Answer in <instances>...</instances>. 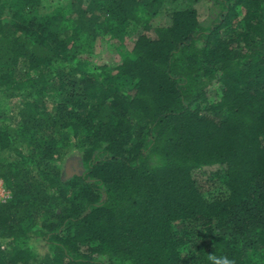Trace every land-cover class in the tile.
<instances>
[{
    "label": "trees",
    "instance_id": "1",
    "mask_svg": "<svg viewBox=\"0 0 264 264\" xmlns=\"http://www.w3.org/2000/svg\"><path fill=\"white\" fill-rule=\"evenodd\" d=\"M13 1L0 264H264V0H78L103 17L75 26L61 0L17 23Z\"/></svg>",
    "mask_w": 264,
    "mask_h": 264
},
{
    "label": "rangeland",
    "instance_id": "2",
    "mask_svg": "<svg viewBox=\"0 0 264 264\" xmlns=\"http://www.w3.org/2000/svg\"><path fill=\"white\" fill-rule=\"evenodd\" d=\"M67 8L66 14H68L72 20L71 26H75V24L79 21L82 14H84V20H93L98 17H103L101 12L99 11V8L97 7L96 3H82L78 2V0H61ZM56 3L54 0H42V2L39 5L35 4H26L24 6L21 1L16 0L13 1L11 6L16 9L14 11L16 13V17L14 18L17 23H28L30 20H33V18H36L34 16H38L40 14H51L53 10L56 8ZM193 4L196 6L203 5V0H196L193 2ZM174 3L169 2L168 0L162 1V2H155L153 1L152 5V12L161 10V9H170L173 8ZM118 10L117 8L115 9ZM153 15H151L152 17ZM109 19V18H108ZM106 22H110L111 24H115V21L113 19L106 20ZM128 27L127 31L130 33L134 32L136 29V21H133L132 19L128 18ZM59 30V28H58ZM72 32V27L69 29H64L62 31V34H70ZM96 52L103 51L104 47L99 42L96 45ZM84 172V167L81 160V154L77 148H72L69 154L65 157L64 160V166H63V177L64 179L68 180L75 176H81ZM3 183V180L0 179V183ZM4 186V185H3ZM6 192L9 194L7 197L3 196V194L0 193V198L4 200L5 198H8L10 196V192L6 190Z\"/></svg>",
    "mask_w": 264,
    "mask_h": 264
},
{
    "label": "clouds",
    "instance_id": "3",
    "mask_svg": "<svg viewBox=\"0 0 264 264\" xmlns=\"http://www.w3.org/2000/svg\"><path fill=\"white\" fill-rule=\"evenodd\" d=\"M209 264H236L234 258H230L227 255H216L214 252L209 253L207 257Z\"/></svg>",
    "mask_w": 264,
    "mask_h": 264
},
{
    "label": "built area",
    "instance_id": "4",
    "mask_svg": "<svg viewBox=\"0 0 264 264\" xmlns=\"http://www.w3.org/2000/svg\"><path fill=\"white\" fill-rule=\"evenodd\" d=\"M0 193L3 194V196H5V197H7V195H9V194L6 192V190H5V188H4L2 182L0 183ZM5 199H6V198H5ZM5 199H4V200H5ZM0 200H2V199L0 198ZM4 200H3V201H4Z\"/></svg>",
    "mask_w": 264,
    "mask_h": 264
}]
</instances>
